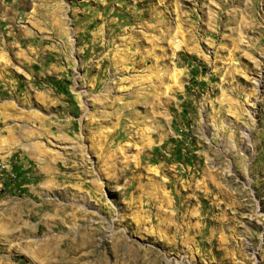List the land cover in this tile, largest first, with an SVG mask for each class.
I'll return each mask as SVG.
<instances>
[{"label":"rangeland","instance_id":"1","mask_svg":"<svg viewBox=\"0 0 264 264\" xmlns=\"http://www.w3.org/2000/svg\"><path fill=\"white\" fill-rule=\"evenodd\" d=\"M99 259L264 264V0H0V264Z\"/></svg>","mask_w":264,"mask_h":264},{"label":"bare ground","instance_id":"2","mask_svg":"<svg viewBox=\"0 0 264 264\" xmlns=\"http://www.w3.org/2000/svg\"><path fill=\"white\" fill-rule=\"evenodd\" d=\"M182 44V43H181ZM179 46V45H178ZM130 206V205H129ZM67 208H69V206L68 207H65V208H62V209H67ZM84 209H86V208H84V206L82 205L80 208H79V211H77L76 213H74L73 215H74V217H76V215H78L79 213L81 214V215H84V218H86V217H88V216H90L91 215V213H90V211L89 212H86V210H84ZM129 210H130V208H129ZM93 213V212H92ZM97 221V220H96ZM112 224V223H111ZM119 242H120V240H118ZM117 241V242H118ZM116 242V243H117ZM121 243V242H120ZM119 245V244H118ZM127 245V244H126ZM116 246V245H115ZM121 246V245H120ZM129 246H130V244H129ZM117 247V246H116ZM132 247V246H131ZM126 248V247H125ZM116 250H117V248H116ZM136 251V250H135ZM132 252V251H131ZM133 253V252H132ZM131 254V253H130ZM102 263L104 262V260L103 259H99ZM106 262V261H105ZM104 264V263H103Z\"/></svg>","mask_w":264,"mask_h":264}]
</instances>
